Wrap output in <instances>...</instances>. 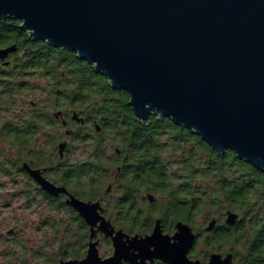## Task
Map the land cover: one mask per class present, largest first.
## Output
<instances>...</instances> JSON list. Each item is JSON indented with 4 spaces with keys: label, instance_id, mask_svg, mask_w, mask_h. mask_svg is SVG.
I'll return each mask as SVG.
<instances>
[{
    "label": "flooded vegetation",
    "instance_id": "flooded-vegetation-1",
    "mask_svg": "<svg viewBox=\"0 0 264 264\" xmlns=\"http://www.w3.org/2000/svg\"><path fill=\"white\" fill-rule=\"evenodd\" d=\"M1 22L31 39L20 20ZM32 41L34 48L0 47L15 46L0 56V191L8 185L11 193L0 200V264H101L88 258L91 250L110 264H174L173 253L156 241L167 238L174 246L180 223L195 234L188 261L208 264L213 254L231 253L236 264L215 233L228 224V211L222 222H197L192 211L182 217L177 176L163 164L150 165L115 94L80 91L65 72L54 78L53 46ZM133 117L145 133L150 122ZM78 201L97 205L90 220Z\"/></svg>",
    "mask_w": 264,
    "mask_h": 264
},
{
    "label": "water",
    "instance_id": "water-1",
    "mask_svg": "<svg viewBox=\"0 0 264 264\" xmlns=\"http://www.w3.org/2000/svg\"><path fill=\"white\" fill-rule=\"evenodd\" d=\"M3 19L87 61L128 93L137 121L168 117L264 173V0H0ZM75 205L89 220L97 207ZM237 218L229 211L226 222ZM178 227V242L161 249L174 264H200L186 258L195 234ZM88 258L111 262L96 250ZM232 259L213 254L208 264Z\"/></svg>",
    "mask_w": 264,
    "mask_h": 264
},
{
    "label": "trees",
    "instance_id": "trees-1",
    "mask_svg": "<svg viewBox=\"0 0 264 264\" xmlns=\"http://www.w3.org/2000/svg\"><path fill=\"white\" fill-rule=\"evenodd\" d=\"M12 27L17 22H12ZM0 23V47L16 44L36 47L32 38L20 35L19 26L8 28ZM28 56L40 58L38 52ZM43 56L42 58H44ZM53 77H61L73 83L80 91L113 92L122 108V116L129 127V134L144 144L150 165L169 168L177 176L181 189L179 200L182 217L193 212L197 222L217 219L223 221L226 212L238 214L232 225H219L215 230L218 241L223 242L236 259V264H264V173L252 164L236 157L231 149L217 152L201 136L176 125L170 118L150 117V123L141 134L140 126L128 105L125 90L111 87L107 77L98 73L87 61L79 59L72 51L53 46ZM117 130L122 131L120 125ZM125 135L127 133L123 132ZM186 210V211H185Z\"/></svg>",
    "mask_w": 264,
    "mask_h": 264
},
{
    "label": "snow or ice",
    "instance_id": "snow-or-ice-1",
    "mask_svg": "<svg viewBox=\"0 0 264 264\" xmlns=\"http://www.w3.org/2000/svg\"><path fill=\"white\" fill-rule=\"evenodd\" d=\"M158 243V245L161 247V248H170L172 247L173 245H171L168 241L167 238H160L158 241H156ZM141 243H144L143 241H141Z\"/></svg>",
    "mask_w": 264,
    "mask_h": 264
},
{
    "label": "rangeland",
    "instance_id": "rangeland-1",
    "mask_svg": "<svg viewBox=\"0 0 264 264\" xmlns=\"http://www.w3.org/2000/svg\"><path fill=\"white\" fill-rule=\"evenodd\" d=\"M8 190H10L9 186L7 185L6 188H4L3 191H0L1 192V196H0V200H7L10 196H11V193L8 192Z\"/></svg>",
    "mask_w": 264,
    "mask_h": 264
}]
</instances>
